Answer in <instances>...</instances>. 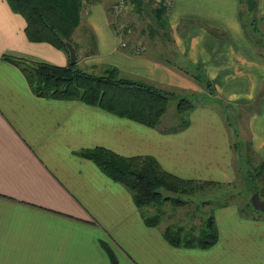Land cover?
I'll list each match as a JSON object with an SVG mask.
<instances>
[{
  "label": "crops",
  "instance_id": "crops-1",
  "mask_svg": "<svg viewBox=\"0 0 264 264\" xmlns=\"http://www.w3.org/2000/svg\"><path fill=\"white\" fill-rule=\"evenodd\" d=\"M256 1L264 32V0ZM169 2L173 44L159 38L152 44L134 19L144 45L137 56L119 49L103 3L91 4L83 20L94 41L77 63L111 64L160 89L183 88L176 78L190 77L162 60L171 44L177 61L197 71L211 95L237 98L233 107L260 97L247 126L264 163V59L242 26V1ZM24 28L23 17L0 0V264H109L106 249L117 264H264V214L240 215V206L222 203L212 211L211 246H174L160 226L145 224L123 186L76 153L98 145L125 157L152 156L183 179L213 181L220 175L223 180L232 173L229 136L211 105L199 103L184 130L161 134L77 100L36 97L17 66L3 57L65 66L68 55L29 41ZM157 42L164 47L157 49Z\"/></svg>",
  "mask_w": 264,
  "mask_h": 264
},
{
  "label": "trees",
  "instance_id": "trees-1",
  "mask_svg": "<svg viewBox=\"0 0 264 264\" xmlns=\"http://www.w3.org/2000/svg\"><path fill=\"white\" fill-rule=\"evenodd\" d=\"M10 8L20 14L25 21L24 32L27 39L35 43H48L51 46L67 53L64 41L71 42L77 53L74 43V32L82 29L87 33L89 49L94 41V34L84 22L83 15L87 11L86 4L98 0H6ZM129 0L132 4L133 15L136 23H141V28H146L149 41L156 36L173 44L167 24V7L154 5V0ZM247 5L248 14L256 19L257 1L241 0ZM151 4V5H150ZM143 5L146 10L144 12ZM149 14V15H147ZM146 18L147 21H143ZM135 24L134 22H131ZM142 32V31H141ZM153 44V43H152ZM88 55V54H87ZM14 64L23 74L31 92L36 97L48 98L60 101H80L87 105L98 107L106 112L119 117L133 120L149 128L157 129L163 134L177 133L189 124V112L198 106L195 101L183 97L178 99L176 111L178 116L176 123L170 127H162V116L167 108L169 92L163 91L157 86L142 78H131L124 75L117 67L102 63L100 65L82 66L74 65L55 66L45 62H35L3 57ZM78 60V58H77ZM165 63L176 71L190 77L196 82L204 83L198 74L191 69L174 66V62L166 59ZM97 70V71H95ZM205 85L208 87V82ZM249 141V145H250ZM236 150V145H230ZM247 146L245 148L246 152ZM81 158L93 162L99 170L110 177L114 182L122 184L133 197L136 207L141 212L144 222L150 226H157L160 217L156 213L152 215L149 209L154 202L162 197L161 192H174L179 182H185L177 176L165 171L158 162L148 155L125 157L107 148L96 147L81 149L76 152ZM246 163L252 169L249 176L255 182L256 179H264V163L260 160L258 166L251 165L250 156H245ZM193 182V180H187ZM264 188V187H263ZM263 188L257 192L264 199ZM171 200L174 205L181 204L177 198L164 197ZM249 204L247 212L251 210ZM249 208V209H248ZM252 208V207H251ZM239 209L240 214H242ZM263 214V213H262ZM206 220L201 228L183 229L179 225L168 224L162 228V235L170 244L182 247L207 248L216 239V228L212 210L207 213ZM109 264H117L114 255L107 250Z\"/></svg>",
  "mask_w": 264,
  "mask_h": 264
},
{
  "label": "rangeland",
  "instance_id": "rangeland-1",
  "mask_svg": "<svg viewBox=\"0 0 264 264\" xmlns=\"http://www.w3.org/2000/svg\"><path fill=\"white\" fill-rule=\"evenodd\" d=\"M146 1L150 3L148 0ZM97 2L103 3V7L105 8V12L108 18L107 22L112 30L111 20L113 19V17L110 13V6L112 5V2L110 0H98ZM97 2L86 4V7L87 5L89 7L91 4H95ZM248 12L249 11L247 9V5L243 3L242 11H241L242 26L245 32L250 37L251 42L255 46V50L258 52L259 56H261L264 59V32L261 31L262 28L261 26H259L257 20L252 19L250 14H248ZM132 13L133 11L131 7V10L127 11V13L124 14L123 19L128 21L130 20L131 22H133V20L136 18ZM143 21H147L146 18H144ZM144 30L146 32L145 34L146 36L147 30L146 28ZM85 32L86 31L82 29H77L73 35V37L75 38L74 40L78 44L76 45L77 58H81V60H82V56H87V54L89 53V42L86 37L87 33ZM155 40L159 41V39L156 36L152 38V41ZM156 46L157 49L164 47L161 46L159 42L156 43ZM164 50L168 52L165 53V55L167 56L162 57L163 61L166 60V58L172 59V61L174 62V66L182 67V69L185 67L184 66L186 65L185 63L177 61V55L173 53L174 48L171 44H167L166 49ZM132 56H137V55H132ZM172 56H175V58H172ZM78 66L79 67L84 66L82 61L79 62ZM191 70L194 73L198 74V72L195 71L193 68ZM171 75L175 77L173 74ZM176 79L179 81V85L185 89L170 87V86L164 87L165 89L162 88L166 92L170 93V95L167 97L168 99V102L166 104L167 108L162 116V127H170L176 123V119H177L176 116H178L176 111L177 101L180 98L187 97L193 101H196L195 103L197 104L201 103V104L211 105L210 108L215 110L219 118L223 120L224 127L226 128L227 134L229 136L228 152H230L232 175L231 174H229V176L227 175L228 178H225L223 180L221 179L220 175H215L214 177L211 178V180L213 181L193 180V182H187V179L184 180L183 178L179 177L185 182H179L178 187L174 192H161L163 199L161 198L157 202H154L153 205L150 208H148L149 213L151 215L153 213L159 215L160 223L158 226L161 227V230L162 228H165L168 224H172L175 226L179 225L183 229H188L189 227H193V229L196 230L199 227L201 228L200 225L201 221L203 220L204 217H206L207 213H209L211 210L213 211L215 206L218 207L222 203L229 204L234 202L235 204L240 206L239 208L240 210L246 209L247 205L249 204L250 195L254 192H258L259 191L258 189L261 190L264 187V179L263 180L256 179L254 182L252 177L249 176V170L251 171L252 169L248 166L245 159L248 150V157L250 156V160L252 161V163H250L251 165L258 166V163L261 160V156L259 155V153L257 151H254L255 149L252 148L251 144L249 145L250 134H249V127L247 126L248 117L250 115L249 113L253 111V109L255 108L253 107L254 105L259 104L260 101L258 100L260 97L254 100V102L248 106H243V105L241 106L240 104H238L241 107H233L231 102L233 97L230 100H228L219 97L217 94L211 95L209 89L205 90L203 85L204 83L196 82L193 79H189V78L187 79L186 77H182V79L180 80L178 78ZM185 90H187V92H184ZM205 99L206 101L204 102ZM236 99L233 98V102H238V100ZM194 109L195 108L191 109L189 113H191ZM156 131L158 130L156 129ZM160 133L162 134V132ZM166 134H170V133H166ZM232 144L236 145L235 151H232V147H230V145ZM246 146L247 149L245 152ZM212 168H214V166L211 167L210 169ZM118 184L123 186L120 183ZM126 190L128 191V189ZM263 193H264V188H263ZM128 194L133 200V197L129 191ZM164 197H170L172 199L177 198L179 201H181L180 202L181 204L174 205V203H172L171 200L170 201L165 200ZM249 208L252 210L251 207ZM138 212L139 215L143 217L139 209ZM241 212L242 214L253 213L257 215V213H255L254 211L251 212L249 210L247 212L241 210Z\"/></svg>",
  "mask_w": 264,
  "mask_h": 264
},
{
  "label": "built area",
  "instance_id": "built-area-1",
  "mask_svg": "<svg viewBox=\"0 0 264 264\" xmlns=\"http://www.w3.org/2000/svg\"><path fill=\"white\" fill-rule=\"evenodd\" d=\"M110 13L113 17L111 20L112 32L118 37L119 49L130 55H140L144 49L143 36L139 27L131 21L124 20V14L131 10L129 0H110ZM154 5H161L169 8V0H154Z\"/></svg>",
  "mask_w": 264,
  "mask_h": 264
},
{
  "label": "water",
  "instance_id": "water-1",
  "mask_svg": "<svg viewBox=\"0 0 264 264\" xmlns=\"http://www.w3.org/2000/svg\"><path fill=\"white\" fill-rule=\"evenodd\" d=\"M63 43L67 50L68 64L69 65L76 64L77 54H76L75 47L72 46L73 44L69 41L65 40ZM249 201H250V205L253 210L264 214V199H261L257 192H254L250 195Z\"/></svg>",
  "mask_w": 264,
  "mask_h": 264
}]
</instances>
